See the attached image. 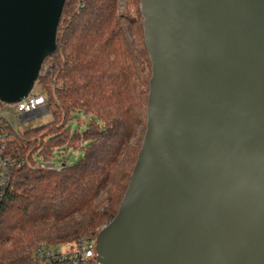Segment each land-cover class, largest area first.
Here are the masks:
<instances>
[{"label":"water","instance_id":"95a60500","mask_svg":"<svg viewBox=\"0 0 264 264\" xmlns=\"http://www.w3.org/2000/svg\"><path fill=\"white\" fill-rule=\"evenodd\" d=\"M66 0H0V102L30 95ZM147 122L101 264H264V0H140Z\"/></svg>","mask_w":264,"mask_h":264},{"label":"trees","instance_id":"16d2710c","mask_svg":"<svg viewBox=\"0 0 264 264\" xmlns=\"http://www.w3.org/2000/svg\"><path fill=\"white\" fill-rule=\"evenodd\" d=\"M118 1H65L57 48L36 81L41 91L33 92L46 97L53 120L14 134L6 153L31 163L36 154L46 161L72 150L83 156L72 165L60 160L61 170L26 162L12 170L1 207L0 264H34L42 241L97 238L119 211L146 130L151 62L140 0H125L123 13ZM102 102L110 111H102ZM77 115L86 120L84 132L69 125ZM77 214L78 220L62 227L45 224Z\"/></svg>","mask_w":264,"mask_h":264},{"label":"built area","instance_id":"2783aa9c","mask_svg":"<svg viewBox=\"0 0 264 264\" xmlns=\"http://www.w3.org/2000/svg\"><path fill=\"white\" fill-rule=\"evenodd\" d=\"M4 107H2V106ZM14 107L12 112L8 107ZM50 114L46 97L36 95L33 92L22 101L15 104L0 102V223L1 207L7 188L11 180L12 170L20 168L26 162L34 164L42 169L61 170L63 164L54 161H46L39 154L34 155L33 163L27 158L26 161L9 156L7 142L14 134L21 131L19 126L35 118ZM16 117L19 123L13 125L8 117ZM54 244L40 242L34 250V264H101L97 257L96 238L80 237L68 249L53 248Z\"/></svg>","mask_w":264,"mask_h":264},{"label":"rangeland","instance_id":"374dc122","mask_svg":"<svg viewBox=\"0 0 264 264\" xmlns=\"http://www.w3.org/2000/svg\"><path fill=\"white\" fill-rule=\"evenodd\" d=\"M125 3H126L125 0H119L118 1V12H120V13L125 12ZM85 43H87L86 44V48H90V45L93 43V40H88V42L86 41ZM69 53H71L73 56L76 55L75 54L76 51H73L72 49H69ZM111 53H112L111 54V60H112L114 58V54H115V52L113 51V49H111ZM46 69H48V67L45 68L44 71ZM40 91H41L40 87L35 86L33 92L39 93ZM100 105H101V108L103 109L102 111H106V110L110 111L109 109H107L105 107L106 102H102ZM2 107H4V106H2ZM8 109L11 110L14 113L16 112V109L14 107H12V106L11 107H8ZM8 118L10 119V122L13 125H16L17 123H19V120L16 117L10 116ZM52 120H53V116L51 114H47V115H44V116L35 118V119H33V120L29 121V122H26V123L20 125L19 126V129L21 131H27L29 129L36 128L38 126H42L44 124H48ZM85 121L86 120H85V118L82 115H77L75 117V119H73V120L70 121L69 125H70V127H71V129H72L73 132L74 131H77L79 129H80V132H84L86 130V126H87ZM82 156H83V153H82L81 150H79V151H73L72 150V151H70L68 153H64V154L60 152V153H57V155H56L55 163L56 164H59V161L62 160L63 163H66L67 165H72V164L76 163L77 161H79L82 158ZM104 197H105V192L104 191H101L100 194H99L97 203L101 204L102 201H103V199H104ZM79 217H80V214H77V215H75V216H73L71 218H68L67 220H65L63 222H57V221H55L53 219H49L48 221H46L45 224L47 226L55 225L57 227H62L64 225L70 224L72 221L78 220ZM43 227L44 226H41L40 229L43 228ZM66 234L67 233H60V234H58V236L59 237H63ZM42 242H46V243H50V244H53L54 243V242H51V241H48V240L42 241ZM73 244H74V242H62V243H59V244H54L52 247L53 248L55 247V248H61V249H68Z\"/></svg>","mask_w":264,"mask_h":264}]
</instances>
